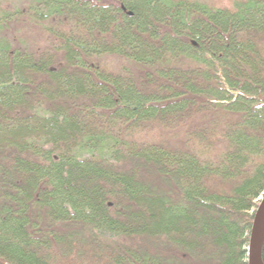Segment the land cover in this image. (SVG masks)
<instances>
[{
  "label": "trees",
  "instance_id": "obj_1",
  "mask_svg": "<svg viewBox=\"0 0 264 264\" xmlns=\"http://www.w3.org/2000/svg\"><path fill=\"white\" fill-rule=\"evenodd\" d=\"M263 195L264 0H0V264H249Z\"/></svg>",
  "mask_w": 264,
  "mask_h": 264
},
{
  "label": "water",
  "instance_id": "obj_2",
  "mask_svg": "<svg viewBox=\"0 0 264 264\" xmlns=\"http://www.w3.org/2000/svg\"><path fill=\"white\" fill-rule=\"evenodd\" d=\"M264 235V197L255 215L250 244H249V264H262L261 246Z\"/></svg>",
  "mask_w": 264,
  "mask_h": 264
},
{
  "label": "rangeland",
  "instance_id": "obj_3",
  "mask_svg": "<svg viewBox=\"0 0 264 264\" xmlns=\"http://www.w3.org/2000/svg\"><path fill=\"white\" fill-rule=\"evenodd\" d=\"M30 41H33L34 43H38L39 44L40 38H38V36H36V35H33L31 37ZM41 41H42V39H41ZM105 61L109 64L110 68H112V69L117 68L119 65H121V66L125 65L122 61H120L119 59H116V58H106ZM131 68L135 70V67H133L132 65H131ZM163 137L164 138H168L169 135H165ZM175 141H177V142H175ZM171 142H173L174 145L175 144H179V139L178 138H171ZM263 197H264V195L261 198H259V203L258 204H260L262 202Z\"/></svg>",
  "mask_w": 264,
  "mask_h": 264
}]
</instances>
